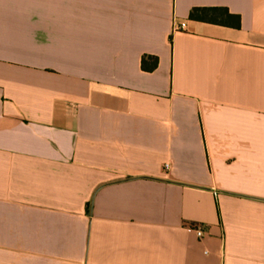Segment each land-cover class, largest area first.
Masks as SVG:
<instances>
[{
	"label": "crops",
	"instance_id": "0c3cea01",
	"mask_svg": "<svg viewBox=\"0 0 264 264\" xmlns=\"http://www.w3.org/2000/svg\"><path fill=\"white\" fill-rule=\"evenodd\" d=\"M0 264H264V0H0Z\"/></svg>",
	"mask_w": 264,
	"mask_h": 264
},
{
	"label": "trees",
	"instance_id": "16d2710c",
	"mask_svg": "<svg viewBox=\"0 0 264 264\" xmlns=\"http://www.w3.org/2000/svg\"><path fill=\"white\" fill-rule=\"evenodd\" d=\"M190 18L222 26L240 27V17L232 15L227 8H196L190 12ZM148 60H151V65ZM157 64L158 60L156 58L143 57L142 59V68L145 71L155 70Z\"/></svg>",
	"mask_w": 264,
	"mask_h": 264
},
{
	"label": "built area",
	"instance_id": "2783aa9c",
	"mask_svg": "<svg viewBox=\"0 0 264 264\" xmlns=\"http://www.w3.org/2000/svg\"><path fill=\"white\" fill-rule=\"evenodd\" d=\"M166 167H167V165H166ZM194 230H195L198 238H203L204 237L205 231H204L203 228L196 227V228H194Z\"/></svg>",
	"mask_w": 264,
	"mask_h": 264
}]
</instances>
